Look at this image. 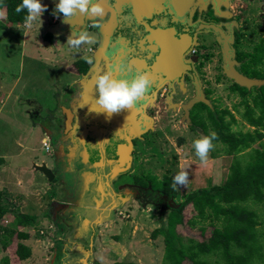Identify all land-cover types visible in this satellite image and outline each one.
Wrapping results in <instances>:
<instances>
[{
  "label": "rangeland",
  "instance_id": "374dc122",
  "mask_svg": "<svg viewBox=\"0 0 264 264\" xmlns=\"http://www.w3.org/2000/svg\"><path fill=\"white\" fill-rule=\"evenodd\" d=\"M190 2L189 11L188 7L177 12L191 21L198 7H202V14L212 0ZM41 3L47 6L46 10L41 20L37 19L30 27L25 28L24 23H10L7 29H0V189L4 204L10 209L0 220L8 225L15 213L25 212L39 216L41 221L37 227H28L35 235L26 241L32 248L31 257L22 262L14 260L16 242L6 249L0 242V264L4 255L13 258L11 264H114L118 260L163 264L164 235L155 236L154 232L169 227L171 212L181 210L191 193L223 184L236 157L244 163L251 148L234 156L225 154L224 148H220L223 145L217 141L209 150L206 163H200L194 154L192 141L215 130L213 126L206 130L201 125L196 126V131L187 128L191 123L190 107L200 100L197 84L193 83L190 72L189 80L183 77L176 81L170 92L165 90V86L153 89L152 97L146 99L143 108L136 109V112L124 109L108 116L104 112L90 111L91 106H96L95 78L104 72L106 66L103 64L104 50L94 44L70 46L67 39L75 36L76 30L52 31L63 14L53 15L55 0H41ZM103 6L106 13L107 6ZM227 6L229 12L223 6L226 13L219 15L227 24H232V29L236 27V33L238 31L236 52L229 63L231 69L227 62L224 63L220 48L206 45V40L212 41L213 35L195 33L193 49H197L196 62L200 66L197 70L202 78L199 81L201 99L206 98L212 108L217 105L220 110H230L237 119L232 125L233 130L254 131V126L239 112L244 111L240 104L242 96L231 91L235 79L230 72H241L235 59L238 51L255 52L256 47L264 48V8L262 2L256 4L251 0H229ZM91 19L89 16L81 31L96 25L89 23ZM190 54L191 51L188 56ZM84 55L94 58L89 71L84 74L72 71V63ZM257 66L262 68L264 64L260 62ZM241 86L250 90L259 85ZM203 88L210 92H204ZM62 103H70L81 112L85 111L82 115L84 120L78 128V136L73 135V141L69 135H63L58 137L57 143L52 142L54 148L47 150L49 147L45 142L53 139L49 119L60 114ZM143 115L144 123L141 121ZM145 119L147 122L150 120L147 130L144 129ZM227 119H230L229 115ZM114 130L130 141L128 145L119 147V159L105 156L103 160L89 164L88 144L95 147L92 136L108 137ZM144 133L147 137L141 138ZM141 140L145 143L143 147ZM146 143L152 146L148 151ZM260 146L264 148V137L253 143V147ZM216 149H219L218 155L213 156L212 151ZM79 150L85 161L80 166L81 176L85 177L91 171L100 172V178L94 180L100 185L91 187L88 196H85L83 183L81 187L80 184L79 187L75 185L64 192L62 183H49L51 181L40 169L46 164L60 172L64 162L69 163L70 156ZM96 158L93 155V159ZM181 170L189 173L187 186L181 185L175 195H163L155 201L154 192H157L156 188L164 176L173 177ZM124 173L127 176L121 175ZM152 174L158 176L154 179V192L148 189L149 183L148 187H143L136 181V177L145 178ZM85 181L89 188L93 175ZM114 181L117 184L123 181V184L114 189L110 187ZM133 186L143 188L136 200L132 199L130 191ZM69 197L73 207L66 203ZM250 206L264 223V203L250 202ZM46 211L48 214L42 216ZM182 214L183 222L177 225L176 231L185 241L202 239L213 232L212 223L199 217L192 202L186 204ZM191 220L196 221L197 228L190 225ZM260 229L264 232V224Z\"/></svg>",
  "mask_w": 264,
  "mask_h": 264
},
{
  "label": "trees",
  "instance_id": "16d2710c",
  "mask_svg": "<svg viewBox=\"0 0 264 264\" xmlns=\"http://www.w3.org/2000/svg\"><path fill=\"white\" fill-rule=\"evenodd\" d=\"M20 2L21 0H0V29L9 27L10 23H23L26 11L20 13L15 11ZM256 48L255 52L249 53L250 59L245 65H258L260 62L264 64V48ZM73 66L77 73H85L89 64L79 59L73 63ZM253 71L252 76L249 74L247 76L264 79V67L256 66ZM231 91L242 96L240 104L244 106V111L239 110V112L243 119L254 126V131L233 130L232 125L237 121L235 115L230 110H220L217 105L212 108L206 102L197 106L195 115L198 117V113L203 111L202 108L207 113L205 116L207 118L204 119L203 115H200L197 123L206 130L209 126H213L216 133L213 146L219 141L223 145L220 148H224V153L234 156L251 148L248 151V160L243 163L236 157L232 170L223 184L191 193L181 210L171 212L169 227L154 232L155 236L164 235L163 264H264V232L260 229V225L264 223L260 220L258 212L250 206V202L264 203V148L253 147L254 142L264 137V84L249 90L234 82ZM235 106L238 108V105ZM227 115L230 119H227ZM218 152L219 149L213 150V156H217ZM155 178L158 176L152 175L153 188H156ZM141 181L143 182V179ZM171 183L172 177L165 175L160 186L156 188L158 197L176 194ZM189 202L194 204L199 217L212 223L214 229L208 237L189 238L185 241L177 233V225L183 222L182 210ZM9 210L3 202V191L0 189L1 220ZM209 211L210 213L207 214ZM47 214L46 211L42 216ZM1 220L0 242L3 247L9 248L16 242L14 260L22 262L30 258L32 248L26 241L35 235L28 227L40 225L39 216L17 212L13 215L10 224L4 225ZM190 225L195 228L198 226L195 220H191ZM201 228L204 230L203 226ZM12 259L9 255H4L1 264H11ZM114 264L141 263L118 260Z\"/></svg>",
  "mask_w": 264,
  "mask_h": 264
},
{
  "label": "flooded vegetation",
  "instance_id": "af4514ba",
  "mask_svg": "<svg viewBox=\"0 0 264 264\" xmlns=\"http://www.w3.org/2000/svg\"><path fill=\"white\" fill-rule=\"evenodd\" d=\"M101 1L102 3H104L103 5H105V7L107 6V12L104 13L105 14L104 17L101 16L103 18L94 17L89 21V23L91 24L95 23V21H96L95 24L99 22L98 27H96L95 25H94L95 27L92 25L93 26L92 28L88 26L86 27L84 32H87L88 34L94 36L95 38L94 46L98 45L100 46L102 50H104L103 55L106 56L104 57L105 62L103 63L106 65V66L104 65L105 66L104 71L108 70V66L112 62L109 58L110 53L113 54L115 59L117 60L119 59L122 61L126 60L129 63L131 59L141 60L145 64L147 63L145 65L146 66L145 69L151 71L152 74H155L154 80L156 81V84L153 85L152 91L153 89H156L157 87L159 88L160 86H165V90L170 92V88L172 85L170 84L171 82L168 80L167 74H165L164 72L158 73L155 70L156 65H157L156 63L157 52L155 51L152 54V56H149L150 55L149 53L152 52L150 49L140 52L141 50L140 43L143 41L145 36L146 37L149 35L153 36L154 32H158V31H163V36H167L169 42L174 39L173 44L176 46L177 44H179V42H183V38L186 39V36H188L189 34L193 36V42L191 46L189 47V49L187 50V52L185 53V56H183V64L184 63L186 64L184 68L185 69L184 74L181 76L180 79L175 80V82L181 79H184L183 77L189 80V74H191L192 75L191 79L193 83H196L198 90H200L199 81H201L202 78L198 74L199 70H197V68H199L200 66L198 67V63L196 62L197 49L195 48L193 49V44L196 43L195 41L196 32H208L210 33V35H213V40L208 42V39H207L206 45L207 44L211 46L216 45L217 48H220L222 50V58H223L224 63L227 62V64L229 65V63H231V61L229 62V59L233 60L234 53L236 52L235 44L238 38V31L236 33V27H233L234 29H232L231 28L232 24H227L221 18V15H219V14L229 12L228 10L229 7L227 6L229 0H212V3L207 6L208 8L207 11L203 12L202 14H201L202 7L201 6L198 7L196 14L192 18L191 21L189 17H183L181 15H178L177 7L175 6L176 4L175 0H168V1H165L164 3L165 8L164 10H162V12L160 13H155V11L152 12L151 17H147L146 19L144 18L141 23L138 20L137 13L138 15L143 13L142 12L143 10L142 0H133L131 3H127V0H101ZM203 1L207 2L208 0H203ZM233 1L234 0H230V2H233ZM251 1H255L256 4H258L259 2H262L263 8H264V0H251ZM156 3H158L157 5H160V0H157ZM223 6H225V9L227 7L226 10L228 11L225 12L223 9ZM189 10H190V7L188 11ZM122 16L124 17L123 20L120 19V17ZM175 17L176 19H174ZM97 18H99V20H97ZM93 19H96V20L93 21ZM83 25H85V23ZM214 27L218 29L216 30ZM167 30L173 34V38L166 33ZM155 45H156L155 40H152L150 38L147 39L146 46L154 47ZM92 48L93 46H91V49ZM227 49H230L229 52H231V54L227 52ZM190 51H191V54L190 56H188ZM143 52L144 54H142ZM249 53L250 52L238 51L236 53V58H235L237 59L236 62H239L240 71L245 75L247 74L251 75V73H254L253 69H256V66H257L254 64L245 65V63L250 59ZM174 56H176L175 53L173 57ZM178 59L179 58L174 57V60L177 61L178 65H181L180 59L179 60ZM174 60L172 62L167 63V67L165 68H170L171 66H173L176 63ZM153 66H155V68ZM100 67H102V65ZM89 68L90 66L88 67V69ZM88 71L89 70H87L85 73H87ZM80 74H84V73H80ZM116 75H119V73H116ZM161 79L162 80L164 79V82L159 84ZM203 89H204V92H210L209 90L205 88ZM178 90H180V88H178ZM151 93L152 92H150V94ZM73 103H75V101L72 102V105H74ZM157 103L158 102H155V104ZM201 103H203V101L194 103L190 107V110L188 112L191 123L189 124V127L187 128H189L191 131H196V126L200 125L197 123V121L199 120L198 117H200V115L201 116L203 115L202 117L204 119L207 118L204 116L205 112L203 108H202L203 111L198 113L199 115L198 117L195 115L196 108L198 105H201ZM63 105L65 104L62 103L59 106L60 114L54 117H51L49 119L48 125L49 127L53 129V134H52L53 139L52 140L50 139L49 145H48L49 148H47V150L52 149V147L54 148V146H52V142L57 143L56 141H58V137H61L63 135L64 137H68L69 135L71 140L73 141V137H74L73 135L78 136V131H79L78 128L79 129L81 128L80 126L84 120L82 115L83 113H85V111L82 110L81 112L80 110L76 109L75 106H72L70 103L66 104L65 106L71 108L72 110V126L70 129H68L66 127L67 115L63 111V108H62ZM146 133H144V135L141 136V138L147 137ZM120 135L121 134H118L114 130L113 132L109 134L108 137L105 135L101 138L97 135L92 136V141H93L92 144L95 145V147H92L90 144H88V151L90 152V156L88 160L89 164H94L101 159L103 160L105 156H108L111 159L116 158V160H118L119 159L118 150L119 149L121 150V148L119 147H123L124 145H128L130 143V141H128L126 137H122ZM77 140L79 141V138H77ZM145 141L147 142V139H143V142ZM138 142L140 143V140H137V143ZM143 142L141 140V143ZM144 144L145 143H143L141 147H143ZM147 145L148 144L146 143V146ZM148 146L149 147H146L147 151L148 149L152 147L150 144ZM78 152L79 153L70 156V158L67 160L69 161V163L64 162L63 164L64 168L62 169V171L58 172L54 169L53 170L51 169L55 176H54V179L50 180L51 182L49 183H54V182H56V184L57 183L59 184V182L62 183V186H64V190H65L64 192H67L68 190H70L71 187H75V185L79 187V184H80V187H81L82 183H83L82 188L84 186L86 187L87 184L85 183L86 182L85 180H88L89 175H86L85 177L81 176L83 173L80 171V166L85 161H84V155L82 154V152L80 153V150ZM93 155L97 156V158L93 159ZM65 173L67 174L64 175ZM99 173H100L99 171H96L95 173H92L91 171L90 175H94L95 177H93V181L90 182L89 188H87L89 190L87 191V189H85L86 190L85 196H88L91 193L90 192L91 187L97 184L94 182V180L97 181L100 178V176L98 175ZM121 175L127 176V174L125 173ZM152 175H156V174H152ZM152 175H147L145 178L144 176L136 177V181H138V183H140L143 187H148V183H149L148 189L154 192L153 182L151 179ZM46 178L48 177L46 176ZM143 178L146 179V183L141 181V179ZM104 181L106 183V180ZM121 182L123 181H120V183L117 184V181H114L113 183H111L110 187L113 186L114 189H116L118 186L123 184ZM97 185H100V183ZM97 187H95V189ZM130 191L133 194L132 199L136 200L137 198L135 197H138L137 194H141V192H143V188L139 186L137 187L133 186V188H131ZM154 193L157 195L158 191ZM156 195H153L154 196L153 199L155 201H157ZM67 204L73 207V203H67Z\"/></svg>",
  "mask_w": 264,
  "mask_h": 264
},
{
  "label": "clouds",
  "instance_id": "9594fccd",
  "mask_svg": "<svg viewBox=\"0 0 264 264\" xmlns=\"http://www.w3.org/2000/svg\"><path fill=\"white\" fill-rule=\"evenodd\" d=\"M46 5L41 0H21L16 6L15 11L20 13L26 11L23 18L25 28L32 25L46 10ZM104 6L101 0H55L53 15L63 14L65 22L73 16L83 13L88 16L100 17L104 14ZM99 26V22L95 25ZM74 31V30H73ZM75 36H70L67 43L70 46H80L82 44H94V36L84 31H74ZM112 61L108 70L98 74L95 78V107L91 106L90 111L104 112L108 116L124 109H142L148 94L152 91L153 80L150 71L140 69L131 65L128 61L117 60L113 54H109ZM82 59L89 65L94 63L92 56L84 55ZM119 73V75H116ZM216 133L202 135L192 141L195 156L201 164L206 163L209 150L213 147V140ZM189 173L186 170L178 171L172 177L171 187L173 190L179 186H187Z\"/></svg>",
  "mask_w": 264,
  "mask_h": 264
},
{
  "label": "water",
  "instance_id": "95a60500",
  "mask_svg": "<svg viewBox=\"0 0 264 264\" xmlns=\"http://www.w3.org/2000/svg\"><path fill=\"white\" fill-rule=\"evenodd\" d=\"M157 4L158 3H155V5H157ZM160 12H162V10L161 11H155V13H160ZM151 13H152V11H148V12L146 11L145 14H144L143 19L144 18L146 19L147 17H151ZM77 15H78V12L72 18L76 17ZM88 18H89V16L88 15H85V20L82 23V25H81L80 28H76L75 26H72V25L71 26H68V28H66V27H64V22L65 21L63 19V15H62V18L58 22V24H56L55 26L52 27V31L61 30V29L62 30L63 29H66V31L71 30V29L76 30L77 32L78 31H81V28H82L83 24L85 23V21L88 20ZM172 28H173V26H172ZM214 28L216 30L218 29L216 27H214ZM155 42H156V45L154 47L156 49L155 51L157 52V56H156V59L157 60H156V63L158 65V67H161L162 66L160 64V62H158V56L164 57V55L166 53H169L170 51H173L175 53V55L179 54V56H180L179 59H180V64L181 65H177V62H176L170 68H164L163 67L161 69V73L164 72L165 74H167L168 80L171 82L170 84L172 85L173 82H175V80L180 79L181 76L184 74V71H185L184 68H185L186 64L185 63L183 64V56H185V53L187 52V50L191 46V44L193 42V36L189 34L188 36H186V39L183 40V42H179V44H177V46L176 45H171L169 41H164L162 39V37H161V39L159 41L158 40H155ZM164 43L167 44L168 49L166 48V46L164 45ZM169 49H170V51H169ZM229 51H230V49H227V52H229ZM229 53L231 54V52H229ZM230 61L231 60L229 59V62ZM230 66H231V64L228 65V67L231 69ZM230 74L233 76V78L235 79V81L237 83L241 84V85H245V86L251 87L252 85H259L260 86V85H263L264 84V80L258 79V78H253V77H249V76H247V75H245V74H243V73H241V72H239L237 70L231 71ZM155 82L156 81L153 80V83H155ZM161 83L162 82H159V84H161ZM198 99H200L198 101H203V102H206V103L208 102L206 98L201 99V89L198 90ZM62 108H63L64 113L67 115L66 127L68 129H70L71 126H72V110H71V108H69V107H67L65 105H63ZM149 122H150V120H149ZM149 122H146L145 127H144L145 130L148 129L147 128V125H148ZM40 169L43 170V173L49 178V180H53L54 179V176L55 175H54L53 171L46 164H43L40 167Z\"/></svg>",
  "mask_w": 264,
  "mask_h": 264
},
{
  "label": "bare ground",
  "instance_id": "6f19581e",
  "mask_svg": "<svg viewBox=\"0 0 264 264\" xmlns=\"http://www.w3.org/2000/svg\"><path fill=\"white\" fill-rule=\"evenodd\" d=\"M133 0H127V3H131ZM154 1V2H153ZM156 1L157 0H142V4H143V10H142V12L143 13H141L140 15H138V13H137V16H138V20L140 21V23L142 22V20H143V17H144V14H145V12L146 11H152V12H154V11H161V10H164V8H165V5H164V3H165V1H168V0H160V5H155V3H156ZM175 3H176V7H177V10L179 11V13L180 12H183V11H185L188 7H189V5H190V0H175ZM170 4H172V3H170ZM155 5V6H154ZM159 6V7H158ZM185 9V10H184ZM179 13H178V15H179ZM123 16L122 17H120V19L121 20H123ZM174 19H176V17L174 18ZM84 20H85V14H83V13H79L78 12V15L76 16V17H74V18H71L69 21H67V22H64V27H66V28H68V26H75L76 28H80L81 27V25H82V23L84 22ZM160 30V29H159ZM166 33L168 34V35H170L172 38H173V34L171 33V32H169L168 30L166 31ZM153 37V38H152ZM161 37H162V39L164 40V41H169L168 40V38H167V36H163V31H158V32H154V34H153V36L152 35H149V36H145V38L143 39V41L140 43V52H142V51H146V50H148V49H150L152 52H150L149 54V56H152V54L155 52V47H149V46H146V42H147V39H149V38H151L152 40H160L161 39ZM185 38H183V40H184ZM173 41H174V39L173 40H171L170 41V44L171 45H174L173 44ZM164 45L166 46V48L168 49V47H167V44H165L164 43ZM132 49V48H131ZM173 52V51H172ZM172 52H169V53H166L165 55H164V57H162V56H158V62H160V64L162 65L161 67H158V65L156 66V71L158 72V73H160L161 72V69L164 67H167V63H169V62H172L173 60H174V57H177V58H179L180 56H179V54H177L176 56H174L173 57V55H174V53H172ZM142 54H144V52L142 53ZM107 55V54H106ZM108 60V59H107ZM119 60V59H118ZM128 60V59H127ZM179 60V59H178ZM175 62H177L176 60H174ZM130 64L131 65H133L134 67H137V68H140V69H145V65L147 64H145L143 61H141V60H137V59H131V61H130ZM177 65H178V63H177ZM154 68H155V66H153ZM150 75H151V77H152V80H154L155 78V74H152L151 73V71H150ZM153 75V76H152ZM166 80V79H165ZM160 82H164V79L162 80H160ZM154 84H156V82L155 83H153V85ZM152 97V95L149 93L148 94V96H147V98L146 99H149V98H151ZM146 108V107H145ZM126 110V109H125ZM128 110L129 111H131V112H136V109L135 108H133V109H127V112H128ZM143 114V113H142ZM144 115H143V117L141 118V121H143V123H144ZM145 122H147V120L145 119ZM146 124V123H145ZM141 125V124H140ZM138 126V125H137Z\"/></svg>",
  "mask_w": 264,
  "mask_h": 264
},
{
  "label": "crops",
  "instance_id": "0c3cea01",
  "mask_svg": "<svg viewBox=\"0 0 264 264\" xmlns=\"http://www.w3.org/2000/svg\"><path fill=\"white\" fill-rule=\"evenodd\" d=\"M92 18H93V17H92ZM94 20H96V19H93V21H94ZM97 20H99V19L97 18ZM95 23H96V21H95ZM9 26H10V25H9ZM7 28H8V27H7ZM7 28H5V29H7ZM72 64H73V63H72ZM70 69H71L72 71L76 72V70L74 69V66H73V65L71 66ZM65 105H66V104H65ZM46 139H48V138H46ZM46 139H44V141H45ZM43 143H44V142H43ZM48 143H49V142H48ZM86 175H90V173H89V174H86ZM93 177H95V176L93 175ZM99 188H100V187H99ZM85 189H87V185H86ZM102 192L105 193V194H107V192H105L103 189H102ZM102 192H101V195H102ZM101 195H100V196H101ZM70 201H71V197L68 198V201H67L66 203H70Z\"/></svg>",
  "mask_w": 264,
  "mask_h": 264
},
{
  "label": "built area",
  "instance_id": "2783aa9c",
  "mask_svg": "<svg viewBox=\"0 0 264 264\" xmlns=\"http://www.w3.org/2000/svg\"><path fill=\"white\" fill-rule=\"evenodd\" d=\"M45 145H46V146H48V145H49V143H48V142H45Z\"/></svg>",
  "mask_w": 264,
  "mask_h": 264
}]
</instances>
